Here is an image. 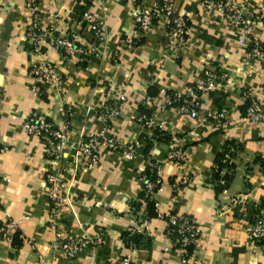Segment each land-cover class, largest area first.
<instances>
[{
    "label": "crops",
    "instance_id": "1",
    "mask_svg": "<svg viewBox=\"0 0 264 264\" xmlns=\"http://www.w3.org/2000/svg\"><path fill=\"white\" fill-rule=\"evenodd\" d=\"M172 1L191 27L176 51L166 44L161 17L155 31L141 34L134 27L135 7L152 0H93L86 9L103 24L105 39L98 52L78 61L61 58L52 47L32 51L25 39L31 21L25 0H0V264H113L126 257L129 264H264V244H256L247 230L253 205L264 200V120L243 116L249 105L245 93L264 110V62L244 57L239 27L215 0ZM246 1L253 38L264 43V0ZM37 2L43 28L54 35L74 30L93 43L78 0ZM31 62L55 63L60 84L42 81L34 94ZM209 77L214 88L201 91L193 106L197 117L166 105L172 92ZM118 102L117 116L106 111ZM141 109L153 126L142 121L140 114L147 113ZM221 111L227 122L215 129L214 116ZM33 115L50 119L56 128L68 121L56 162L46 157L44 139L24 128ZM154 128L177 141H153L150 152L161 182L151 194L158 215L149 216L144 202L131 205L141 200L147 157L125 159L103 141L112 137L119 144H144L141 133L150 135ZM91 136L99 161L88 168L80 146ZM229 139L241 147L231 161L229 186L217 192L213 159ZM175 147L182 160L167 158ZM50 168L66 180L58 212L47 199ZM170 211L191 216L199 226L198 241L186 253L165 233L163 215ZM99 228L102 242L82 248L75 258L53 246L57 233L77 239ZM132 232L143 236L134 248L125 236Z\"/></svg>",
    "mask_w": 264,
    "mask_h": 264
},
{
    "label": "built area",
    "instance_id": "2",
    "mask_svg": "<svg viewBox=\"0 0 264 264\" xmlns=\"http://www.w3.org/2000/svg\"><path fill=\"white\" fill-rule=\"evenodd\" d=\"M93 2V0H85ZM208 3L210 0H201ZM217 6L223 13L237 25L240 29L239 41L245 46V56L249 59L256 60L257 62H264V48L259 40L253 38L255 31L254 19L247 14V1L239 0L233 2L232 0H215ZM26 8L29 10L31 21L27 25L25 31L26 44L32 51L41 52L44 48L52 47L56 49L61 58L86 60L87 57L95 50L98 52V45L103 43L105 39L104 26L94 16L89 9L82 13V21L88 26L92 35V44L85 43L82 35L74 30H65L59 35H54L47 29L41 26L39 20L40 6L37 0H25ZM53 14L50 13L49 16ZM161 17V29L165 34L167 46L176 51L181 45L185 43L187 36L190 34L191 27L188 18L177 11L176 5L172 0H152L149 5H137L133 11V23L136 31L139 33H147L157 30V20ZM250 46H248V44ZM29 72L32 76L33 83L30 85V90L36 94L38 92L39 83L46 81L49 83L59 85L61 76L57 70L55 63L51 62H31L29 65ZM213 76V75H210ZM196 89L200 91H208L214 87L212 77L209 79L198 82L195 85ZM182 95L195 96V90L192 86H187L184 91L176 92L175 97L178 100ZM244 97L249 101L246 113L243 115L245 118L257 122L264 120V111L262 107L251 98L249 93H245ZM172 102L170 96L166 97V105ZM194 101L190 100L179 104L177 107L180 111L187 113L191 118L198 116L196 109L193 108ZM122 103L118 102L115 106L107 108V112L113 116L120 113ZM141 119L145 116L141 115ZM227 114L224 111L217 112L214 116L215 129H220L225 122H227ZM153 122L148 118L145 122L146 126H153ZM24 128L28 134L36 137H41L45 141L44 152L46 157L51 162H56L60 156L62 147L66 140V133L68 129V121L65 120L59 128L54 127L50 119L43 116L33 115L24 123ZM177 137L172 135L171 142H176ZM95 139L91 136L86 142L80 146V154L86 159L87 167L90 168L97 164L99 155L94 148ZM103 146L118 151L125 159H133L141 156L143 144L139 141L127 142L119 144L114 138L107 137L103 141ZM169 160H182L184 155L179 148H171L167 154ZM143 182L145 181L144 178ZM47 182V199L53 212L62 211L63 204V191L66 188V180L63 175L56 169L50 168L46 175ZM160 176L157 174L154 181L146 182V191L152 194L160 187ZM173 182V186L177 185ZM167 225L172 226V230L166 229L167 236L173 232L177 234L175 240L172 241L173 246L177 245L178 249L186 253V246L190 243L194 245L199 238L200 229L197 223L186 214L172 213L168 214L165 219ZM247 230L251 239L264 240V211L255 217L253 223L247 226ZM56 240L53 244L54 247L60 249L64 255L71 259L75 258L80 250L89 245H97L102 242V230L99 228L93 236H86L77 239H67L61 233L56 234ZM4 239H9L6 233H3ZM132 248L135 247L134 243H130ZM128 257L114 261L113 264H129ZM92 264V263H90Z\"/></svg>",
    "mask_w": 264,
    "mask_h": 264
},
{
    "label": "trees",
    "instance_id": "3",
    "mask_svg": "<svg viewBox=\"0 0 264 264\" xmlns=\"http://www.w3.org/2000/svg\"><path fill=\"white\" fill-rule=\"evenodd\" d=\"M80 2V4L82 5V9L81 12L83 13L84 9H86L89 4L90 1H85V0H78ZM81 13V14H82ZM82 17V15H81ZM251 44V43H250ZM264 45V44H262ZM250 46V45H249ZM29 47V46H28ZM30 48V47H29ZM45 49V48H44ZM43 49V50H44ZM194 88L195 90V96H191V95H182L178 100L175 97V93L176 92H172L170 94V98L172 99V102L169 104V106H178L181 103L184 102H188L190 100H193L195 103H197L199 101V95L201 93L200 90L196 89L195 84L190 85ZM194 103V105H195ZM247 103L248 100H247ZM144 110V111H143ZM143 113H147L145 111V109H141L140 110ZM246 113V110L244 112V114ZM142 115V114H140ZM148 113L145 115L144 120H147L148 117ZM143 121V119H142ZM141 137L144 138V144L142 146V153L143 155H145V157H147V166L145 167V170L143 172V176L145 181L142 182L141 184V191L138 195V198L141 199L139 202H133L131 203L132 206L134 207H138L141 202H144L148 211L149 216H157V211H156V206H155V202L153 201V199L151 198V194H149L146 191V182H150V181H154L156 179V176L158 174V168H157V162L155 161V159H153L151 156V149L153 147V141L154 140H159V141H171V137L172 135L169 133H166L165 131L159 130L157 128H154L151 131V134L148 135L146 133H141ZM241 147V143L240 142H236L233 139H229L226 140L225 143L223 144V146H221V148L219 150H217L215 152L214 155V159H213V167H212V177L211 180L214 183L215 186V190L221 191L225 188H227L232 180L233 174H232V159L235 157L236 151ZM151 157V158H150ZM225 170L224 173L221 174L222 170ZM264 204V200H261L260 203L253 205L252 207V216L250 219V223H253L255 220V217L260 213V211L262 210V206ZM172 213H176L175 211H170L168 214H172ZM168 214L163 215L164 219H167ZM249 223V224H250ZM166 229H170L172 230V226L170 224L167 225ZM165 229V230H166ZM126 236V243L130 246V243H134L135 247L139 246L140 242L142 241L143 236L140 234H137L135 232L129 233V234H125ZM176 236H178L177 234H175V232L172 231L171 234H169V237L172 241L175 240ZM16 239V237L14 238ZM254 242L256 244L263 245L264 244V240H254ZM15 245L18 247L20 242H14ZM195 245L193 243H190L186 246L187 251L191 250ZM174 247H177V245H175Z\"/></svg>",
    "mask_w": 264,
    "mask_h": 264
},
{
    "label": "rangeland",
    "instance_id": "4",
    "mask_svg": "<svg viewBox=\"0 0 264 264\" xmlns=\"http://www.w3.org/2000/svg\"><path fill=\"white\" fill-rule=\"evenodd\" d=\"M225 15H226V13H224ZM227 16V15H226ZM227 18L233 23V21L229 18V16H227ZM261 44H264V43H262V42H260ZM250 45V43L248 44V46ZM263 46V48H264V45H262ZM245 53V52H244ZM244 57L246 58V59H249V58H247L246 56H245V54H244ZM214 88V87H213ZM212 88V89H213ZM264 111V110H263Z\"/></svg>",
    "mask_w": 264,
    "mask_h": 264
}]
</instances>
